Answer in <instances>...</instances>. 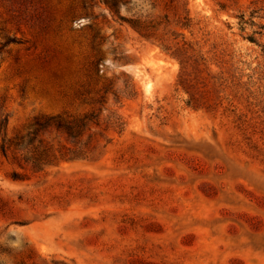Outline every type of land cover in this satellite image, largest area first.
Returning a JSON list of instances; mask_svg holds the SVG:
<instances>
[{
    "label": "rangeland",
    "instance_id": "obj_1",
    "mask_svg": "<svg viewBox=\"0 0 264 264\" xmlns=\"http://www.w3.org/2000/svg\"><path fill=\"white\" fill-rule=\"evenodd\" d=\"M0 146V264H264V0H0Z\"/></svg>",
    "mask_w": 264,
    "mask_h": 264
},
{
    "label": "trees",
    "instance_id": "obj_2",
    "mask_svg": "<svg viewBox=\"0 0 264 264\" xmlns=\"http://www.w3.org/2000/svg\"><path fill=\"white\" fill-rule=\"evenodd\" d=\"M127 24L129 25V27L134 32H136L137 34H139L141 37H143L145 39H150L154 35V33H153L154 27L152 25H141L139 23V21L136 19L127 21ZM244 24H245V22L243 21V18L240 17L239 23H238L240 31L243 30ZM248 39H249V41H253V39L251 37H249ZM84 119H86V117H84ZM75 123H77V124H74L73 121L64 122L63 120H61L58 117H49V118H40V119L34 120L32 125L34 127L35 132H39V131L46 129V128H49V127H53L56 131L63 130L64 133L67 135V137H70L73 139L75 134H76L75 128L78 129L80 126H82L81 121H79V122L77 121ZM72 125H74V126H72ZM0 150L4 153L5 147L0 146Z\"/></svg>",
    "mask_w": 264,
    "mask_h": 264
}]
</instances>
